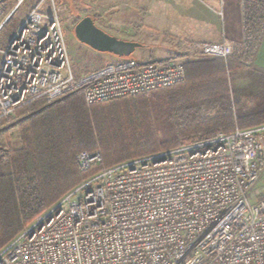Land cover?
Listing matches in <instances>:
<instances>
[{
    "label": "built area",
    "instance_id": "2783aa9c",
    "mask_svg": "<svg viewBox=\"0 0 264 264\" xmlns=\"http://www.w3.org/2000/svg\"><path fill=\"white\" fill-rule=\"evenodd\" d=\"M4 1L0 31L24 0ZM63 9L39 0L0 47V117L34 99L78 93L94 104L167 88L185 80L186 61L244 49L225 38L195 42L165 59L127 56L76 75ZM101 158L81 151L76 163L87 171ZM262 171L264 123L103 168L1 248L0 264H264Z\"/></svg>",
    "mask_w": 264,
    "mask_h": 264
},
{
    "label": "trees",
    "instance_id": "16d2710c",
    "mask_svg": "<svg viewBox=\"0 0 264 264\" xmlns=\"http://www.w3.org/2000/svg\"><path fill=\"white\" fill-rule=\"evenodd\" d=\"M243 14L242 59L253 56L264 37V0H244ZM240 58L233 54L186 61L184 81L144 94L86 104L73 93L51 103L34 99L17 108L20 145L8 142L3 147L0 141V249L103 168L264 123V95L253 83L264 82V70L246 67ZM245 69L252 84L233 88L230 74ZM210 109L214 115H205ZM10 118L1 116L0 124ZM97 150L101 162L81 171L77 154Z\"/></svg>",
    "mask_w": 264,
    "mask_h": 264
},
{
    "label": "rangeland",
    "instance_id": "374dc122",
    "mask_svg": "<svg viewBox=\"0 0 264 264\" xmlns=\"http://www.w3.org/2000/svg\"><path fill=\"white\" fill-rule=\"evenodd\" d=\"M38 1L24 0L21 3L0 31V47L5 44L18 23L23 20ZM243 1L241 0V4L244 12ZM4 2L7 6H12L15 0H5ZM56 2L61 7H64L61 12V25L71 67L76 75L87 73L108 63L121 61L124 58L93 50L75 38V24L87 15L92 17L97 26L116 37L147 43V47H138L130 55L142 62L152 60V57L179 55L181 54L180 52L186 51L189 44L199 42L184 39L183 36L179 38V36L173 34H178L177 32H172L173 30L182 31L184 28L188 29L191 20L197 12V5L194 0H56ZM40 8L49 11L51 6L48 1H44L41 3ZM162 14H164V18H160ZM166 24H168V28L170 27L168 30ZM224 38L229 39L226 36H222L220 41ZM229 40L238 43L236 39ZM205 42L212 43L208 41H200L199 43ZM240 51L236 49L233 54L241 57L240 63L242 65L258 67L254 64L253 59L246 64L244 62L246 60L244 57V60L242 59ZM229 78L233 88L238 86L241 89H246L252 84V78L249 77L246 69L230 74ZM253 83L257 84L255 85L257 86V91L264 95V82L262 83L255 79ZM204 113L207 116H212L214 115V110H205ZM10 115L11 118L9 120L0 124V141L3 147L8 142L14 147H18L20 145V125L16 124L15 121L19 120L21 116L15 114V111ZM4 158H2V161H6ZM257 185L264 186V171L260 173ZM262 195H264V188Z\"/></svg>",
    "mask_w": 264,
    "mask_h": 264
},
{
    "label": "crops",
    "instance_id": "0c3cea01",
    "mask_svg": "<svg viewBox=\"0 0 264 264\" xmlns=\"http://www.w3.org/2000/svg\"><path fill=\"white\" fill-rule=\"evenodd\" d=\"M197 5V12L190 22V26L182 31L173 30L176 36L193 41L219 42L222 36L238 40L244 43V14L241 0H194ZM164 14L160 16L163 17ZM166 17V15H165ZM167 19V18H166ZM167 30L168 24H166ZM172 30V29H170ZM169 33H171L169 31ZM142 43V42H141ZM147 47V43H142ZM177 52V51H176ZM152 57V60H160L169 57ZM172 56V55H171ZM254 64L264 70V37L260 41L258 49L251 57Z\"/></svg>",
    "mask_w": 264,
    "mask_h": 264
},
{
    "label": "water",
    "instance_id": "95a60500",
    "mask_svg": "<svg viewBox=\"0 0 264 264\" xmlns=\"http://www.w3.org/2000/svg\"><path fill=\"white\" fill-rule=\"evenodd\" d=\"M75 38L98 52L110 53L118 57L130 56L143 44L136 40L116 37L97 26L90 16L82 17L74 26Z\"/></svg>",
    "mask_w": 264,
    "mask_h": 264
}]
</instances>
